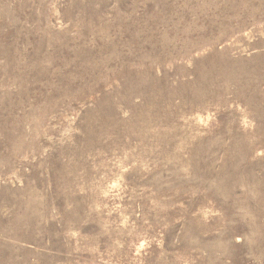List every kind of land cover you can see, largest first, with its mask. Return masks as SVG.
<instances>
[{
  "label": "rangeland",
  "instance_id": "obj_1",
  "mask_svg": "<svg viewBox=\"0 0 264 264\" xmlns=\"http://www.w3.org/2000/svg\"><path fill=\"white\" fill-rule=\"evenodd\" d=\"M0 264H264V0H0Z\"/></svg>",
  "mask_w": 264,
  "mask_h": 264
}]
</instances>
